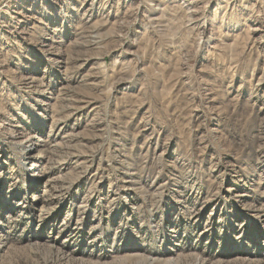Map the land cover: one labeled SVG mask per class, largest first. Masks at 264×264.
<instances>
[{"label":"rangeland","instance_id":"374dc122","mask_svg":"<svg viewBox=\"0 0 264 264\" xmlns=\"http://www.w3.org/2000/svg\"><path fill=\"white\" fill-rule=\"evenodd\" d=\"M0 264H264V0H0Z\"/></svg>","mask_w":264,"mask_h":264}]
</instances>
